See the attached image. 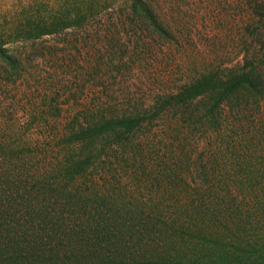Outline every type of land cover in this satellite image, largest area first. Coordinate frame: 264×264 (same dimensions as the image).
Wrapping results in <instances>:
<instances>
[{
  "label": "trees",
  "instance_id": "obj_1",
  "mask_svg": "<svg viewBox=\"0 0 264 264\" xmlns=\"http://www.w3.org/2000/svg\"><path fill=\"white\" fill-rule=\"evenodd\" d=\"M262 9L256 1L238 32L241 63L178 87L153 76L147 105L68 109L49 171L36 176L32 152L19 158L2 143L0 264H264ZM160 12L155 0H0V82L19 79L21 51L36 47L118 62L133 59L130 47L147 55L175 37ZM197 150L206 184L178 188L172 178L188 182L179 170ZM144 171L158 185L140 202L120 179Z\"/></svg>",
  "mask_w": 264,
  "mask_h": 264
},
{
  "label": "rangeland",
  "instance_id": "obj_2",
  "mask_svg": "<svg viewBox=\"0 0 264 264\" xmlns=\"http://www.w3.org/2000/svg\"><path fill=\"white\" fill-rule=\"evenodd\" d=\"M155 1L163 20L169 24L175 37L172 38V43L163 44L158 41V47L147 55H143L138 47L136 53H132L130 47L129 53L133 59L118 62L119 59H90L91 53L87 54L86 50H61L63 48L60 47L49 54L40 47L21 51L28 58L24 59L21 77L7 85L4 81L0 82V157L6 156L8 150L5 146L2 150V143L16 146L19 158H26L32 152L37 176L45 166L46 171H49L46 161L54 162V157L59 155L57 143L61 136L58 134L61 131L63 133L64 126L68 123V109L72 115L82 109L99 107V103L105 107L119 106L122 109L128 99L147 105L152 95L151 89L155 90L154 86H148V79L153 76L162 81L168 80L169 86L178 87L209 69L241 63L243 59L239 58L243 56L244 46L238 32L243 30L251 15L257 17L252 11L255 2H264ZM263 12L262 9L259 14ZM126 37L129 35H122V41ZM46 40L49 44L61 41L58 37ZM146 40L149 41L146 45L154 46L151 39ZM134 59L136 63L132 64ZM153 95L155 96V92ZM56 107L61 110L58 117L49 114L55 112ZM38 143L43 147H39ZM26 144L29 148L24 146ZM45 152L47 160H44V154L38 155ZM193 154L194 158L188 164L192 168L184 164L182 170L175 168L181 172L180 175L188 177V182H178L172 178V181H176L172 183L178 185V188L188 185L189 190L197 189L200 192V188L204 187L202 185L206 184L200 178V166H194V163L200 165V150ZM197 155L199 159H196ZM153 171L154 174L157 172ZM186 171L193 174H187ZM133 176L127 180L125 176L121 177L120 186L131 191L134 187L137 193L135 196L140 202L148 201L151 190L158 185L149 177L155 176L146 171L135 174L134 178ZM166 183L172 184L170 181ZM164 185L163 181L160 182V187ZM196 196V193L193 194L194 198Z\"/></svg>",
  "mask_w": 264,
  "mask_h": 264
}]
</instances>
